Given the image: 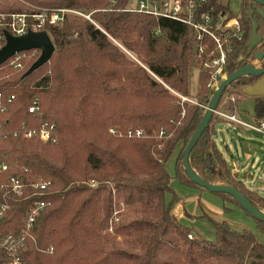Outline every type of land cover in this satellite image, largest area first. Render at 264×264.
<instances>
[{
  "label": "trees",
  "instance_id": "1",
  "mask_svg": "<svg viewBox=\"0 0 264 264\" xmlns=\"http://www.w3.org/2000/svg\"><path fill=\"white\" fill-rule=\"evenodd\" d=\"M128 2L0 0L4 13L29 5L80 13L43 27L54 50L28 75L22 76L39 50L24 51L20 68L0 64V162L6 163L0 185L10 176L23 183L21 195L0 188V203L7 205L0 234L18 233L29 206L43 200L45 206L18 251L20 264H264V244L252 233L206 217L213 238H188L191 228L171 213L177 197L165 163L174 153L173 178L209 192L190 181L182 165L183 147L204 110L174 94L186 95L190 72L197 66V101L205 104L208 74L194 56L197 42L190 26L135 11ZM257 8L264 10L239 0L233 14L227 3L205 0L194 10L236 19L238 30L226 44L227 74L252 64L255 51L263 52ZM251 22L260 41L248 51ZM255 79L242 76L229 84L238 102L244 98L241 88ZM33 101L38 116L27 111ZM253 114L264 122V94L254 98ZM43 120L54 123L53 142L7 133L21 122L33 127ZM219 120L211 114L189 151V167L210 184L235 188L264 212V190H252L234 177L213 142ZM38 178L49 183L42 194L32 195L30 185ZM209 193L241 209L228 194ZM222 209L228 211L224 205ZM242 211L264 234V221ZM10 260L0 249V264Z\"/></svg>",
  "mask_w": 264,
  "mask_h": 264
},
{
  "label": "built area",
  "instance_id": "2",
  "mask_svg": "<svg viewBox=\"0 0 264 264\" xmlns=\"http://www.w3.org/2000/svg\"><path fill=\"white\" fill-rule=\"evenodd\" d=\"M205 0H138L136 9L138 12L153 15L155 17H165L177 22L186 24L194 31V39L197 44L193 51L194 56L202 61V69L209 75V81L206 83L209 88L210 95L216 89L219 82L227 75L225 71L226 54L229 51L228 38L235 35L238 30V24L235 18L224 15H216L207 13L197 14L194 10L199 3ZM65 14H80L79 12L68 8H50L37 7L29 5L27 10L20 12L2 13L0 12V47L4 43L3 30H6L12 36H19L27 31H40L44 26H53L59 24ZM44 31V30H43ZM209 44L211 47H209ZM32 53H36V49H31ZM24 51L17 52L10 56L6 61L9 66L14 69L20 68V60L24 57ZM181 102L195 103L185 96L177 95ZM209 97V95H208ZM12 96L7 98L10 101ZM232 103L233 110H237L238 100L234 95L228 97ZM206 105V104H205ZM205 105H203L205 109ZM27 111L33 116H38L39 108L36 101H33ZM233 111V112H234ZM213 113L224 117L229 121L239 125L244 129L251 130L256 134L264 136V122L261 120H242L237 119L233 114L225 115L216 109ZM54 123L40 121L36 126L27 127L21 122L19 127L12 132L13 135L20 134L25 138H37L41 142H53L55 136L53 134ZM135 135H139L136 131ZM6 169V163L0 162V170ZM48 181L36 180L30 186L34 189L32 195H40L48 185ZM92 185L95 184L89 180ZM23 183L20 177L10 176L0 188L12 192L16 195L22 194ZM45 206L43 200L33 202L26 211L23 226L18 233L7 232L0 234V249L8 255L11 260L2 264H20L18 259V251L23 247L25 236L30 232L34 219L40 214ZM7 208L5 203H0V217ZM191 235L188 234V238ZM51 249V248H50Z\"/></svg>",
  "mask_w": 264,
  "mask_h": 264
},
{
  "label": "water",
  "instance_id": "3",
  "mask_svg": "<svg viewBox=\"0 0 264 264\" xmlns=\"http://www.w3.org/2000/svg\"><path fill=\"white\" fill-rule=\"evenodd\" d=\"M250 2H255L258 5L264 7V0H249ZM257 12L262 18L263 21V33H264V10L257 8ZM248 16H251V12L248 13ZM4 43L0 47V64L5 62L10 56L17 52L36 49L39 50V54L37 58L30 64V66L25 70L22 76H26L31 73L33 70L38 68L40 65L45 63L49 57L51 56L54 48L53 45L47 35V33L43 30L40 31H27L19 36H12L6 30H3ZM260 41V36L255 32V23L251 22V33L250 38L246 44L248 51L252 50L253 47ZM264 52V48H263ZM263 52L255 51L253 54V59L255 61H259L262 58ZM242 76H253L257 79L252 83L245 85L241 88L240 92L244 95V98L241 99L237 108L240 112L245 114H252L254 110V98L264 94V66L255 67L253 64L248 63L240 66L238 69L233 72L227 74L225 78H223L216 89L212 91L208 101L205 105V109L203 111L202 117L198 122L196 129L194 130L191 137L186 142L185 146L182 150V165L184 168L185 175L187 178L195 183L196 185L203 187L209 192H220L228 194L235 202L240 206V208L247 213H249L252 217L264 221V212L256 209L252 206L248 200L235 188L229 185H217L210 184L206 182L204 179L196 175L189 167L188 164V154L197 139L199 138L201 132L208 124V121L215 109L221 94L225 90V88L237 78ZM221 135V133H218ZM214 136V134H213ZM233 172V171H231ZM233 176H239L240 179H251L250 175L243 172L242 174H237L233 172Z\"/></svg>",
  "mask_w": 264,
  "mask_h": 264
},
{
  "label": "rangeland",
  "instance_id": "4",
  "mask_svg": "<svg viewBox=\"0 0 264 264\" xmlns=\"http://www.w3.org/2000/svg\"><path fill=\"white\" fill-rule=\"evenodd\" d=\"M219 1L221 3H227L230 11L233 14L236 13L238 9V5H239V0H219ZM137 2L138 0H129L127 7L130 9H136ZM30 54H34V53L31 52ZM254 65H256V63H254ZM198 73H199V69L196 66L190 72L188 90H187L186 95H181V94L179 95L185 96L189 100L194 101L195 103H189V102L187 103L195 104L199 108H201V110L203 111L204 110L203 105L207 103L208 98L210 97V91L206 85L210 77L208 75V79L204 84V87L206 90V96H207L206 103L205 104L203 102L200 103L199 101H197L198 100L197 99L198 97V84H197ZM231 92L232 91L230 90V86L228 85L227 88L221 94V97L219 98L217 107L215 109L225 115L234 113L237 119L255 120V116L253 113L245 114L243 112H240L238 109L235 111L233 110L232 103H230V101L228 100V97L233 95ZM174 94L176 96L178 95V93H174ZM234 96L236 97L237 100L240 99L239 96H236V95ZM177 98L181 102L178 96ZM228 105H229V109L224 110L225 107H228ZM214 115L220 120H219V123L215 126L216 133H214L213 142L217 150L220 152L221 156L226 161L227 166L229 167L231 171H235L239 175L242 174L243 172H247V174L250 175L251 179H248V178L239 179L241 180L242 184L252 190H256L259 192L263 191L264 183L262 182V180H264V136L260 134H256L252 132L251 130L244 129L224 117H220L219 115H216V114ZM242 130L246 131L245 134L241 133ZM219 132L221 133V135L218 134ZM167 168L169 169V171H171V174L168 173ZM165 169L167 173L169 174V176L171 177L170 183H169L170 188L172 189L171 187L172 185L178 186L179 185L178 182L173 178V162H172L171 156L165 163ZM172 191L175 193V195L178 194L179 197H186L180 191L175 192L173 189ZM166 197L167 195H165V199ZM177 200H178V197H177ZM223 202L228 203V204L230 203L226 200ZM173 213L175 214V212ZM183 222L185 221L181 222L183 225L191 228V233L194 235V237L205 238V239L207 238V236H202L198 234L195 231V228L193 229L190 225L184 224Z\"/></svg>",
  "mask_w": 264,
  "mask_h": 264
},
{
  "label": "crops",
  "instance_id": "5",
  "mask_svg": "<svg viewBox=\"0 0 264 264\" xmlns=\"http://www.w3.org/2000/svg\"><path fill=\"white\" fill-rule=\"evenodd\" d=\"M245 132V130L241 131L242 134H245ZM174 155L175 153L171 155L173 163ZM167 171L171 174L168 168ZM245 173L247 174V172ZM237 178L240 179L239 176H237ZM171 187L175 192L180 191L186 196L179 197L178 194H176L178 200L172 205L171 213L175 212V214H173L177 220L180 222L185 221L183 222L184 224L190 225L193 229L195 228L198 234L207 236L206 239L210 240L213 238V228L209 221H207V217L215 221H225L232 229L238 231L246 230L252 233L259 242L264 244V234L258 232L254 221L234 204L224 203L219 197L209 192L199 191L195 188L180 184L178 186L172 185ZM166 195L167 197L165 200L168 201L169 195ZM223 205L228 208V211H223ZM191 236L194 235L191 233Z\"/></svg>",
  "mask_w": 264,
  "mask_h": 264
},
{
  "label": "flooded vegetation",
  "instance_id": "6",
  "mask_svg": "<svg viewBox=\"0 0 264 264\" xmlns=\"http://www.w3.org/2000/svg\"><path fill=\"white\" fill-rule=\"evenodd\" d=\"M262 57H264V52H263ZM261 59H262V58H261ZM261 59H260L259 61H255V60H254V61L252 62V64L254 65V63H256V65H254L255 67H261V66H264V64H262L263 62H262ZM256 79H257V78H256ZM256 79H255V80H256Z\"/></svg>",
  "mask_w": 264,
  "mask_h": 264
}]
</instances>
